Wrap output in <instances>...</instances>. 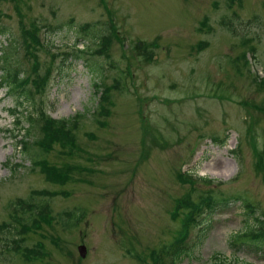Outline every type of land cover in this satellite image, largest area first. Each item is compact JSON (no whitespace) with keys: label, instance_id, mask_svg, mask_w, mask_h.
<instances>
[{"label":"rangeland","instance_id":"1","mask_svg":"<svg viewBox=\"0 0 264 264\" xmlns=\"http://www.w3.org/2000/svg\"><path fill=\"white\" fill-rule=\"evenodd\" d=\"M38 28L46 47L31 37ZM0 30V67L33 92L29 113L71 120L76 139L52 140L42 151L44 141L33 144L42 138L39 123L28 127L26 115L14 123L16 92L0 84V224L9 223L0 264H151V251L180 231L185 210L173 214L192 188L241 196L264 216V176L253 154H264V0H0ZM111 30L122 42L111 35L96 54L95 40ZM137 41L146 58L133 51ZM48 69L50 80L35 90L33 80ZM95 83L114 86L106 116ZM27 136L24 154L19 140ZM19 199L48 208L39 227L12 234L40 250L35 259L2 240L11 238L8 206ZM232 204L203 224L208 230H191L197 246L179 264H264L230 247L254 227L241 202Z\"/></svg>","mask_w":264,"mask_h":264},{"label":"trees","instance_id":"2","mask_svg":"<svg viewBox=\"0 0 264 264\" xmlns=\"http://www.w3.org/2000/svg\"><path fill=\"white\" fill-rule=\"evenodd\" d=\"M91 26L89 25H82V30H85L86 28H89ZM4 33V31L0 30V35ZM33 41L35 40V34L31 35ZM99 40V44H98ZM108 40H110V36H99L95 40V45L100 46L95 53L99 55H103L102 48H105L107 46ZM102 47V48H101ZM138 52H141V50L144 49L143 45H140L139 43H136L134 46ZM80 55L83 54L84 50H78L77 51ZM79 54L75 55L78 58H81ZM1 55V54H0ZM2 56V55H1ZM3 58L0 57V60L3 59V62L6 61V56L3 53ZM108 57V55H106ZM145 56V54H143ZM146 57V56H145ZM89 62H86L88 64ZM89 68V65L87 66ZM1 69V76H0V82L1 85L8 87H12V92H16L17 100L15 104V111L12 113V119L14 123H23L22 115L24 116V121L28 123V127L32 126L35 122L39 123L38 128L41 127V130L47 129L49 132L56 138L59 142H65V143H72L76 141L73 132L71 131V127L69 126V119L66 120H53V119H43V117H36L35 109H33V113H29L27 110V103H31L32 95L31 93H25L23 91H19V86H23V82L18 78L16 75L17 72H12L9 67L3 66L0 67ZM90 72H92L90 70ZM96 72V71H95ZM16 73V74H15ZM44 77H38L36 80L33 81V84L36 86V89L43 90L44 87ZM100 81V80H98ZM46 83V80H45ZM115 83H118L117 80H115ZM95 88L97 91L101 89V96L98 101V112L100 115L106 116L109 109H107V104L110 102L111 98V90H113L114 86H106L103 83H95ZM24 96H23V95ZM33 107V105H32ZM74 129H76V126H73ZM23 132V135L30 133V130L28 128L21 129ZM43 141H45L44 137L46 133H43ZM28 136L25 137V139L20 141L22 145V149L24 154H27L28 150V144L29 139ZM38 139L35 140L37 142ZM216 140V139H214ZM52 144V141L46 140L43 142L42 145H40V149L42 151H47ZM255 149V148H254ZM260 156L263 158V152H260ZM36 162V161H33ZM32 162V163H33ZM18 167L20 165H17ZM256 170H259L263 176H264V159L263 161L257 165L255 168ZM43 174L47 175L50 178L56 177V173L53 169H47L45 167L42 168ZM179 180L185 183H190L192 181L191 175H181L177 173ZM201 183L204 184H212L213 181L205 178H198ZM197 188H192L191 191L187 194L185 198L182 200H179L177 202V205L175 207V212L173 214V218H177L179 210L183 208L185 212L183 211V218L181 219V228L180 231L177 233L175 238L170 242L169 244L160 247L159 249H155L151 251L150 258L152 260L151 264H179L181 261V258L187 257L188 252H192L195 247L197 246L196 243L189 244L187 243V239L189 236V231L196 227H201L204 222H209L212 217L217 214L218 212H222L225 209H229L231 206H233L232 203L241 202L243 209L245 211V217L247 219H251L253 221V226L250 228L249 231H246L245 233H241V235H238V241L239 244L236 243L234 238L229 242L230 247L234 248L236 252L241 251V249H246L250 253H253L256 257H258L261 260H264V216L260 215L259 212L255 209L254 205L250 201L244 200L241 196H222L221 194H216L213 192V189L202 191L198 194L195 193ZM30 204V203H29ZM25 201H17L13 202L10 205L13 206V209L15 212L18 210L21 211L22 216L18 217L15 214V221L17 224H19L22 227H27L25 223V219L32 220L34 223H37L36 217H44L43 211L44 208L42 206H34L29 205ZM25 208L28 209V211H25ZM28 213V215H26ZM260 215V216H259ZM73 225L69 222L66 223V226ZM209 225H205V229ZM209 228V227H208ZM208 228L206 230H208ZM202 229V228H201ZM3 232V225L0 226V233ZM203 232V230H202ZM244 246V247H243ZM9 251V248H6ZM16 253L20 252V256L27 257L31 253L29 251H34L33 249H23L19 250L18 248L13 249ZM28 252V253H27ZM38 255L39 254H35ZM37 257V256H36ZM215 264H224L222 261L218 260Z\"/></svg>","mask_w":264,"mask_h":264},{"label":"water","instance_id":"3","mask_svg":"<svg viewBox=\"0 0 264 264\" xmlns=\"http://www.w3.org/2000/svg\"><path fill=\"white\" fill-rule=\"evenodd\" d=\"M78 251H79L80 256L83 257L84 254H85L84 248L83 247H79Z\"/></svg>","mask_w":264,"mask_h":264}]
</instances>
